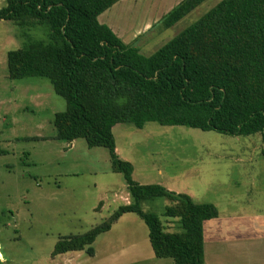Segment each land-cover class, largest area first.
Here are the masks:
<instances>
[{
  "label": "trees",
  "instance_id": "trees-1",
  "mask_svg": "<svg viewBox=\"0 0 264 264\" xmlns=\"http://www.w3.org/2000/svg\"><path fill=\"white\" fill-rule=\"evenodd\" d=\"M120 1L7 0L0 9V21L14 22L26 39L8 54L9 77L47 78L66 101V110L55 115L57 139H84L89 148L108 149L130 196L129 204L89 232L61 238L55 255L87 250L94 256L98 236L136 214L148 227L157 258L206 264L204 223L219 217L218 208L136 182L134 166L117 153L113 129H143L153 122L228 136L260 134L264 157V0H222L149 56L134 46L137 40L174 27L207 0L181 1L134 44L99 21ZM33 30L45 38H33ZM159 198L173 203L164 217L177 219L181 231L166 232L159 215L143 209Z\"/></svg>",
  "mask_w": 264,
  "mask_h": 264
},
{
  "label": "rangeland",
  "instance_id": "rangeland-1",
  "mask_svg": "<svg viewBox=\"0 0 264 264\" xmlns=\"http://www.w3.org/2000/svg\"><path fill=\"white\" fill-rule=\"evenodd\" d=\"M221 1L207 0L167 30L156 21L159 30L134 46L153 54ZM6 5L0 0V9ZM31 35L45 38L42 30ZM25 40L14 22L0 21V264H174L155 256L148 227L136 214L124 215L98 236L94 256L87 250L55 255L61 238L89 232L129 204L130 196L108 149L89 148L84 139H57L55 115L66 110V101L47 78L9 77L8 54ZM113 131L120 159L134 166L133 178L141 185L158 184L196 203H213L220 218L230 215L239 227L248 225L244 217L264 213L260 134L228 136L153 122L143 129L118 124ZM233 152L240 156H226ZM170 205L159 198L143 209L159 215L166 232H179L178 220L164 217Z\"/></svg>",
  "mask_w": 264,
  "mask_h": 264
},
{
  "label": "crops",
  "instance_id": "crops-1",
  "mask_svg": "<svg viewBox=\"0 0 264 264\" xmlns=\"http://www.w3.org/2000/svg\"><path fill=\"white\" fill-rule=\"evenodd\" d=\"M181 1L183 0H121L104 12L99 21L109 26L116 35L120 31L125 40L123 42L130 44L147 33L156 21L159 22ZM134 29L138 30L133 31ZM129 30H132V34L127 36ZM117 36L120 37L119 34ZM226 156L240 155L233 152ZM220 217L219 211L218 218L204 223L205 263L264 264V213L244 217L243 222L248 221V225L240 227L239 222H235L237 219L230 215L223 219Z\"/></svg>",
  "mask_w": 264,
  "mask_h": 264
}]
</instances>
